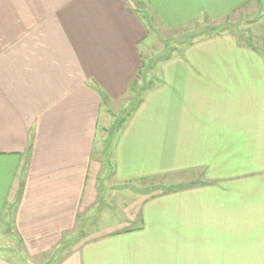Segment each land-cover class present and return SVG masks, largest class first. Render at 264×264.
Instances as JSON below:
<instances>
[{"label":"crops","instance_id":"0c3cea01","mask_svg":"<svg viewBox=\"0 0 264 264\" xmlns=\"http://www.w3.org/2000/svg\"><path fill=\"white\" fill-rule=\"evenodd\" d=\"M137 1L0 0V264H264V13L248 40L200 37L160 63L115 144L112 185L140 203L76 241L105 211L97 141L142 60ZM144 1L167 29L252 2ZM194 169L185 187L133 188Z\"/></svg>","mask_w":264,"mask_h":264},{"label":"rangeland","instance_id":"374dc122","mask_svg":"<svg viewBox=\"0 0 264 264\" xmlns=\"http://www.w3.org/2000/svg\"><path fill=\"white\" fill-rule=\"evenodd\" d=\"M136 5L141 16L145 18L149 35L142 45L143 56L138 73L132 80L135 87L132 89L131 82L123 99L118 100L115 105L109 106L108 112L104 111L102 116L97 147L100 148V155L103 163H105V172L102 171L103 173L100 175L101 204L105 211H94V214L89 218L90 225L86 226L85 224L84 230L76 234L77 243L83 241L85 237L95 235L96 231L104 232L114 229L116 226H125L127 222L124 221V218L131 216L136 205L140 203V201H134L132 197L126 195L127 193H124L126 192L124 189L130 185H112L114 184L112 174L115 163V144L119 133L142 104L146 93L161 82L158 70L160 63L182 52L186 45L195 42L200 37L227 32L234 34L240 42L244 38L248 40L254 31H258V25L255 24L258 23L264 13V0H252L244 8H237L232 14L223 18L214 20L204 15L196 22L186 26L167 29L160 24L144 0H138ZM252 37L251 40H253ZM255 43H258V40ZM103 118L106 120L104 131L103 128L101 130ZM200 175H202L201 170L194 169L139 178L133 188L149 194L168 191L170 188L173 189L172 187H185ZM103 214L106 215L103 216Z\"/></svg>","mask_w":264,"mask_h":264},{"label":"trees","instance_id":"16d2710c","mask_svg":"<svg viewBox=\"0 0 264 264\" xmlns=\"http://www.w3.org/2000/svg\"><path fill=\"white\" fill-rule=\"evenodd\" d=\"M135 83L132 81V84H131V86H132V89L135 87V85H134Z\"/></svg>","mask_w":264,"mask_h":264}]
</instances>
